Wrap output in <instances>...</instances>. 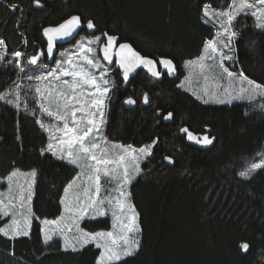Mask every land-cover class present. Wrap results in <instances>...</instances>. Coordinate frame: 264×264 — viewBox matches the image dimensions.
Instances as JSON below:
<instances>
[{
	"label": "trees",
	"instance_id": "trees-1",
	"mask_svg": "<svg viewBox=\"0 0 264 264\" xmlns=\"http://www.w3.org/2000/svg\"><path fill=\"white\" fill-rule=\"evenodd\" d=\"M203 2L217 8L227 5V0ZM11 3H17L19 8L7 7ZM43 3L44 7L38 9L32 0H0V33L8 40L10 50L19 48L32 54L34 42L43 46L39 40L43 27L79 14L94 19L96 35L105 31L118 35L144 55L173 58L179 69V78L165 75L162 81L139 71L127 88L118 71L112 70L117 88L107 116L108 138L135 146L148 143L155 136L161 138L155 159L143 166L145 176L132 187L145 232L143 250L135 258H129L127 264H264V171L251 181L235 175L249 157L264 148V114L253 112L245 102L204 105L176 86L187 74L182 62L200 55L204 40L211 38L214 31L211 25L200 21L193 7L202 6V0H43ZM17 19L21 21L19 31L27 37V46L21 44L14 28ZM236 27L241 36L235 41L239 57L235 67L264 83V32L254 27L251 17H239ZM91 33L92 30L85 29L80 36L90 37ZM67 45L58 48L63 50ZM143 91L149 92L151 105L139 102ZM127 96L137 98L134 108L123 103ZM156 108L173 111L174 119L157 123ZM19 118L22 148L16 140L15 111L10 106L0 107V178L7 175L13 161L22 169L40 167L42 177L33 206L37 215L53 218L59 211L56 193L49 190L50 183L55 180L59 185L74 172L71 166L52 158L37 161L35 151L46 142V136L31 117L25 120L21 113ZM204 124H210L212 135L217 137L209 149L190 145L179 134L180 126L187 125L200 132ZM163 155H173L176 165L164 163ZM5 221L6 218L0 225ZM85 223L89 230L110 226L108 218ZM244 241L251 245L246 254L238 249V243ZM13 248L15 256L11 257ZM41 249L44 246L38 222L34 221L30 238L10 241L0 236V264H94L99 254L94 246L73 254L60 251L57 243L40 256Z\"/></svg>",
	"mask_w": 264,
	"mask_h": 264
},
{
	"label": "snow or ice",
	"instance_id": "snow-or-ice-1",
	"mask_svg": "<svg viewBox=\"0 0 264 264\" xmlns=\"http://www.w3.org/2000/svg\"><path fill=\"white\" fill-rule=\"evenodd\" d=\"M36 8L44 7L43 0H32ZM7 7L17 10L19 5ZM200 21L214 29L211 38L204 40L200 55L184 60L182 69L187 75L177 88L190 93L204 105H232L245 102L253 112L264 114V83L250 78L242 68L232 70L238 62L235 41L241 31L236 27L239 17L254 19V27L264 32V0H227V5L213 7L210 2L194 5ZM4 23H7L6 21ZM21 21L14 28L21 44L27 37L19 31ZM92 30L90 38L80 37L79 30ZM92 18L70 15L61 22L43 27L33 53L19 48L10 50L8 40L0 33V107L10 106L17 115L16 140L23 146L21 113L46 136V142L35 151L37 161L50 158L72 167L74 175L59 185L53 180L49 190L56 193L58 215L53 218L36 214L33 201L37 196L42 169L15 166V161L0 187V236L10 241L30 238L33 222H38L39 238L45 250L59 244L65 253H81L89 246L99 250L94 264H127L143 250L144 221L134 202L132 187L145 176V162L155 159L161 138L155 136L139 147L110 140L105 134L112 95L117 88L112 78V65L127 85L138 68L161 80L165 75L177 77L175 60L168 56L155 58L142 55L131 43L119 42L120 37L101 32ZM75 43L62 51L58 42ZM47 61V62H45ZM139 102L151 105L148 91L139 95ZM125 105H136L137 98L127 96ZM160 120L174 119L171 110L156 108ZM245 115H249L245 112ZM179 134L188 142L202 146L214 145L211 125L204 124L200 132L187 125ZM2 139V137H0ZM176 151L181 152L180 148ZM162 161L175 166L173 155H163ZM264 171V148L245 162L235 173L245 181ZM110 220V226L89 230L86 221ZM251 245L238 243L241 253ZM14 257L15 251L9 253ZM40 257L38 256L37 259Z\"/></svg>",
	"mask_w": 264,
	"mask_h": 264
},
{
	"label": "water",
	"instance_id": "water-1",
	"mask_svg": "<svg viewBox=\"0 0 264 264\" xmlns=\"http://www.w3.org/2000/svg\"><path fill=\"white\" fill-rule=\"evenodd\" d=\"M51 1V0H50ZM74 15H79V14H74ZM81 31L82 30H79V35H80V33H81ZM118 36V35H117ZM78 38V36L76 37V39ZM73 41H75V40H73ZM72 41V42H73ZM119 42H128V41H121V39H120V41ZM128 43H130V42H128ZM65 44H70V43H68L67 41H61V42H58V45H57V47L59 46V45H65ZM133 45V44H132ZM134 47V46H133ZM135 48V47H134ZM136 49V48H135ZM137 50V49H136ZM138 51V50H137ZM140 52V51H139ZM142 54V53H141ZM142 55H144V54H142ZM153 58H155V57H153ZM112 67H114L118 72H119V69H118V66L115 64V63H113V65H112ZM177 68H178V66H177ZM139 71H144V72H146L147 73V71H146V69H143V68H138L137 70H136V72L133 74V76L130 78V80H129V83L127 84V85H125V84H123L124 85V87L125 88H127L128 86H129V84H130V82H131V80H132V78H134L137 74H138V72ZM148 74V73H147ZM149 75V74H148ZM150 76V75H149ZM177 76H179V69H178V73H177ZM170 79H176L177 77H170V76H168ZM122 78V77H121ZM153 78V77H152ZM164 78V77H163ZM163 78L161 79V80H159V81H162L163 80ZM153 79H155L156 80V78H153ZM156 81H158V80H156ZM137 105V104H136ZM136 105H125L126 107H128V108H134ZM171 121V120H170ZM190 129V128H189ZM191 130V129H190ZM191 131H193V130H191ZM194 132V131H193ZM211 134V133H210ZM187 143L188 144H190V145H193V146H196V147H199V148H201V149H209V148H211V147H213V145H210V146H202V145H198V144H195V143H191V142H188L187 141Z\"/></svg>",
	"mask_w": 264,
	"mask_h": 264
},
{
	"label": "rangeland",
	"instance_id": "rangeland-1",
	"mask_svg": "<svg viewBox=\"0 0 264 264\" xmlns=\"http://www.w3.org/2000/svg\"><path fill=\"white\" fill-rule=\"evenodd\" d=\"M80 36V35H79ZM78 36V37H79ZM85 36V35H84ZM84 36H80V37H84ZM79 37V38H80ZM79 38H77V39H79ZM90 38V37H89ZM75 43V41L74 42H72V43H70L69 45H67L65 48H71L72 47V45ZM64 48V49H65ZM62 51V50H61ZM112 70H113V68H112ZM232 70H237V68L235 67V65L233 66V69ZM186 73H187V71H186ZM187 75V74H186ZM184 78H182L181 80H183ZM114 96L112 95V98H113ZM235 103V102H234ZM249 109H251L250 107H249ZM105 134H106V130H105ZM111 140V139H110ZM122 143V142H121ZM133 145V144H132ZM135 146V145H134ZM137 147H139V146H137ZM253 157V156H252ZM252 157H249L248 159H247V161L249 160V159H251ZM144 165H142V167H143ZM5 185H3V183H2V178H0V187H4ZM104 219H106V218H104ZM6 220H7V218H6Z\"/></svg>",
	"mask_w": 264,
	"mask_h": 264
},
{
	"label": "flooded vegetation",
	"instance_id": "flooded-vegetation-1",
	"mask_svg": "<svg viewBox=\"0 0 264 264\" xmlns=\"http://www.w3.org/2000/svg\"><path fill=\"white\" fill-rule=\"evenodd\" d=\"M122 41V40H121ZM74 42V41H73ZM114 70H116L114 67H112ZM117 71V70H116ZM115 100H116V98H115ZM211 135H212V131H211Z\"/></svg>",
	"mask_w": 264,
	"mask_h": 264
}]
</instances>
